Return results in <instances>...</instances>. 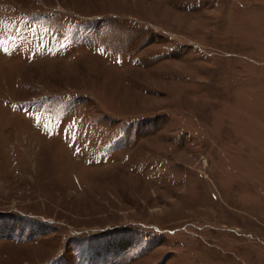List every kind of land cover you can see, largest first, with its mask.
<instances>
[{
  "label": "rangeland",
  "instance_id": "1",
  "mask_svg": "<svg viewBox=\"0 0 264 264\" xmlns=\"http://www.w3.org/2000/svg\"><path fill=\"white\" fill-rule=\"evenodd\" d=\"M0 264H264V0H0Z\"/></svg>",
  "mask_w": 264,
  "mask_h": 264
}]
</instances>
